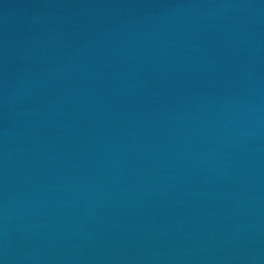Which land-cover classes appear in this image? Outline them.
I'll use <instances>...</instances> for the list:
<instances>
[{
  "label": "water",
  "instance_id": "water-1",
  "mask_svg": "<svg viewBox=\"0 0 264 264\" xmlns=\"http://www.w3.org/2000/svg\"><path fill=\"white\" fill-rule=\"evenodd\" d=\"M0 264H264V151L0 180Z\"/></svg>",
  "mask_w": 264,
  "mask_h": 264
}]
</instances>
